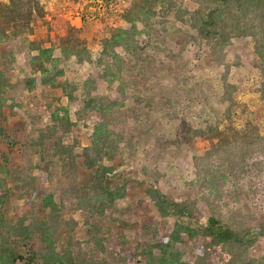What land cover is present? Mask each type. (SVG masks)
<instances>
[{
  "label": "trees",
  "instance_id": "1",
  "mask_svg": "<svg viewBox=\"0 0 264 264\" xmlns=\"http://www.w3.org/2000/svg\"><path fill=\"white\" fill-rule=\"evenodd\" d=\"M193 1L196 6L188 8L178 5L176 0H132L121 16L127 25L124 28L116 26L108 37L101 38V50L94 60L87 45L78 43L77 38L70 39L67 28L65 33L58 35L59 57L52 54L54 46H42L43 39L30 41L28 48L35 49L37 53L29 63L33 67L32 76L24 80L29 89L33 88L37 72L41 84L59 85L56 77L62 75L63 70L56 69V61L75 58L78 64L95 61L102 64L99 74L89 77L90 88L85 99L86 107L97 112L101 120L94 124L90 135L85 136V144L78 139H74V144L63 143L61 135L52 139L53 153L66 165L61 171L66 184L58 190V201L53 193L41 198L40 218L24 206L16 210L15 221L3 213L4 205L17 194L32 190L36 180L21 165L10 168L9 158L3 156L0 165V264H109L103 257L106 252L104 239H114V233L98 220L107 209L125 197L130 183L136 182L133 176L113 173V163L122 142L121 129L116 131L112 128L116 117L113 112L129 99L145 108L159 107L141 95L126 93L122 68L126 59L132 58H124L120 53L128 52L133 56V29L137 20L166 16H174L186 26L198 45L208 49L211 59L224 65L219 97L222 109L216 122L191 128L186 134V143L193 150L199 143L203 145L201 153L193 152L190 159L193 178L184 184L188 192L186 197H170L156 178L142 181L158 220H175L165 234L146 224L151 231L150 242L138 255L142 257L143 264H264V253L259 256L251 253L264 237V219L255 212L243 213L239 206L230 207L226 197L222 196L223 191H228L224 189L226 182L237 171L244 167L247 171L250 163H255L254 159L264 158V129L262 132L256 118L251 117L253 110L237 101V88L227 81L230 64L225 62L233 38H251L260 74L256 91L264 103V0ZM0 4H3L0 5V43L4 39L26 37L32 33L37 15L30 1L9 0L7 4ZM102 82L116 93L115 97L99 93L96 84ZM11 87L8 77L0 70V141L9 148L19 143L16 128L5 127V93ZM68 93L69 98L72 97L71 91ZM162 105H165L164 114L168 119H179V113L167 100ZM8 107L11 110L12 106ZM56 119L63 128L70 125L66 117ZM53 132L54 127H49L48 133H40L38 142L51 139ZM175 146L179 149L180 142H175ZM77 163L89 170L87 180L77 181ZM251 188L250 191L240 188L248 199H253L251 196L257 189L253 183ZM68 199H72L70 204L80 212L82 225L86 227L83 241L77 235V220L67 214L65 203ZM235 201L240 202L238 198ZM203 212L207 214L201 220ZM83 242L86 247H83ZM189 243L195 245L192 262L182 259L178 247ZM120 252L126 256L127 264L133 263L135 253L124 247Z\"/></svg>",
  "mask_w": 264,
  "mask_h": 264
},
{
  "label": "rangeland",
  "instance_id": "2",
  "mask_svg": "<svg viewBox=\"0 0 264 264\" xmlns=\"http://www.w3.org/2000/svg\"><path fill=\"white\" fill-rule=\"evenodd\" d=\"M8 1L1 0L0 3L7 4ZM28 1L37 15L32 33L26 37L4 39L0 43V70L12 85L5 93V127L16 128L19 134V143L12 148L0 141V165L3 156H6L10 168L21 165L36 179L32 190L17 194L2 208L12 221L17 218L16 210L23 206L37 214L38 218L42 217L41 198L47 193H53L55 200H59L58 190L66 184L61 171L66 165L53 153L52 139L61 135L63 143L74 144V139H78L85 144V136H89L94 124L101 120L97 112H91L86 107L85 99L90 88L89 77L99 74L102 64L96 61L78 64L75 58L56 61V69L63 70L62 75L56 77L59 85L50 87L41 84L37 72L33 88L29 89L24 80L32 76L33 67L29 63L37 51L29 49L28 44L32 40L43 39L42 46H54L52 54L59 57L58 35L65 33L67 28L70 39L77 38L78 43L87 45L94 60L101 50V38L108 37L116 26L124 28L127 25L121 16L132 0ZM176 3L188 8L197 4L193 0H176ZM133 37V56L128 52L127 55L120 53L124 58H132L126 59L122 68L126 93L141 95L159 107L145 108L129 99L113 112L116 117L112 128L122 131L121 149L113 163V173L133 176L136 182L130 183L125 197L107 209L102 219L98 220L114 233V239H104L106 252L103 257L109 264H127L126 256L120 252L121 247L136 254L132 264H143L138 254L150 242L151 236L146 224L157 228L161 234L169 232L175 218L158 220L142 181L156 178L170 197H186L188 192L184 184L193 178L192 153H201L203 147L199 143L196 149L190 148L186 143V134L191 128L216 122L222 109L219 97L224 65L214 62L208 49L199 46L191 31L174 16L142 17L136 21ZM252 44L250 37L231 40L225 57V62L230 64L227 81L237 88V101L253 110L251 117L256 118L255 122L263 132L264 103L256 91L260 74ZM96 87L101 94L116 95L104 82L97 83ZM69 91L72 93L70 98ZM166 100L179 113V119L170 120L165 116L166 109L162 104ZM59 117H66L70 125L63 128L56 119ZM51 126L54 127L52 138L39 143L40 133H48ZM175 142H180L179 149ZM254 161L250 163L251 169L248 166L246 171L244 167L226 182L224 189L228 191H223L222 196L226 197L230 207L239 206L243 213L255 212L264 219V158L257 157ZM88 172L81 163H77V181L87 180ZM43 178L44 181L41 180ZM252 183L257 189L251 196L253 199H248L240 188L250 191ZM236 198L239 203H236ZM70 202L72 199L65 203L67 214L77 220V235L83 241L86 227L82 225L80 212ZM203 214L201 220L207 213ZM83 247H86L85 242ZM178 247L183 260H194V243ZM251 253L254 256L264 253V237L260 238Z\"/></svg>",
  "mask_w": 264,
  "mask_h": 264
},
{
  "label": "built area",
  "instance_id": "3",
  "mask_svg": "<svg viewBox=\"0 0 264 264\" xmlns=\"http://www.w3.org/2000/svg\"><path fill=\"white\" fill-rule=\"evenodd\" d=\"M1 1V0H0ZM2 1H6V0H2ZM108 6H112V4H107Z\"/></svg>",
  "mask_w": 264,
  "mask_h": 264
}]
</instances>
